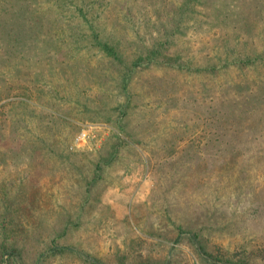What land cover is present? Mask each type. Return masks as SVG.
Masks as SVG:
<instances>
[{
    "label": "rangeland",
    "instance_id": "374dc122",
    "mask_svg": "<svg viewBox=\"0 0 264 264\" xmlns=\"http://www.w3.org/2000/svg\"><path fill=\"white\" fill-rule=\"evenodd\" d=\"M1 221L0 264H264V0H0Z\"/></svg>",
    "mask_w": 264,
    "mask_h": 264
},
{
    "label": "trees",
    "instance_id": "16d2710c",
    "mask_svg": "<svg viewBox=\"0 0 264 264\" xmlns=\"http://www.w3.org/2000/svg\"><path fill=\"white\" fill-rule=\"evenodd\" d=\"M106 46H108L107 48H109V45L106 44ZM111 50L112 49H108L107 52H110ZM200 106L204 108V112H207L210 109L211 106L218 108V110H216V113H212L211 114V117H213V115H215V116H219L220 115V111L219 110H223L222 107L224 106V102H217L215 99H213L212 100V104L208 105V103H205V101L203 100V101L197 102V109ZM245 109L246 110L250 109V106L248 105ZM2 228L5 229L6 231H8V227L6 226V223H3V221L0 222V229H2ZM7 242L8 241L5 240V242H2L0 244V248L2 249L1 253L5 252V250H7V248H6ZM14 253H16V249H11L9 254H10V256H12ZM0 256H1V254H0ZM97 264H99V263H97Z\"/></svg>",
    "mask_w": 264,
    "mask_h": 264
}]
</instances>
